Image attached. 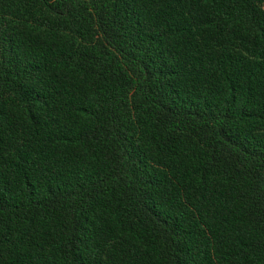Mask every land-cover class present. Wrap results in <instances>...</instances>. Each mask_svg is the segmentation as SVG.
Masks as SVG:
<instances>
[{"label":"trees","instance_id":"obj_1","mask_svg":"<svg viewBox=\"0 0 264 264\" xmlns=\"http://www.w3.org/2000/svg\"><path fill=\"white\" fill-rule=\"evenodd\" d=\"M0 264H264V0H0Z\"/></svg>","mask_w":264,"mask_h":264}]
</instances>
